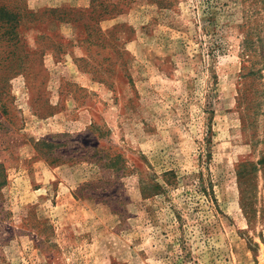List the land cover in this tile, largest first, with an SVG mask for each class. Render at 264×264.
<instances>
[{"label":"rangeland","instance_id":"rangeland-1","mask_svg":"<svg viewBox=\"0 0 264 264\" xmlns=\"http://www.w3.org/2000/svg\"><path fill=\"white\" fill-rule=\"evenodd\" d=\"M23 3L116 7L0 73V264H264V0Z\"/></svg>","mask_w":264,"mask_h":264},{"label":"trees","instance_id":"trees-1","mask_svg":"<svg viewBox=\"0 0 264 264\" xmlns=\"http://www.w3.org/2000/svg\"><path fill=\"white\" fill-rule=\"evenodd\" d=\"M21 1V2H20ZM24 0H0V73L6 71L5 67H10V61H13L15 57L19 58L20 63H24L26 58H24L28 53L24 49V43L20 36L23 29H26L29 23H37V28L43 33L38 37L42 47H48L47 45H52L53 51H61L62 47L69 43L67 41H54L43 42V39H47V22H53V26H56L59 22L75 23L78 33L87 32L91 29L102 16V12H107L110 16L116 7V4H111L112 7L108 8L109 4H101L104 8L98 9L97 6H93L90 10H78L76 13H68L66 9L58 8L51 9L49 11H30L26 5L23 3ZM60 37V36H58ZM42 38V40H41ZM247 41H254L251 35L246 39ZM21 44V47L19 45ZM40 47V45H39ZM21 49V54L18 51ZM24 55V56H23ZM7 62L8 66H6ZM18 62V63H19ZM5 75V74H4Z\"/></svg>","mask_w":264,"mask_h":264}]
</instances>
